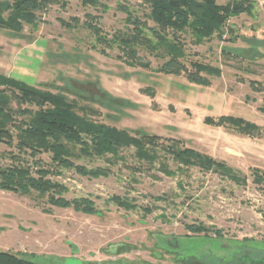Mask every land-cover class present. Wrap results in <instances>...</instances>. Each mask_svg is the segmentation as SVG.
Instances as JSON below:
<instances>
[{"label": "rangeland", "instance_id": "374dc122", "mask_svg": "<svg viewBox=\"0 0 264 264\" xmlns=\"http://www.w3.org/2000/svg\"><path fill=\"white\" fill-rule=\"evenodd\" d=\"M64 1L65 8L53 6L40 14L36 27L25 26L22 34L0 29V74L61 92L79 107L101 112L94 118L107 125L183 140L187 147L240 171L247 182L237 185L197 168L178 170L174 176L155 169L134 171L138 162L133 149L122 152L127 165L85 159L78 164L108 167L111 175L93 179L75 170H60V175L49 178L67 187L66 199L89 198L103 214L53 207L47 197L35 192L21 195L0 190V250L44 264H180L173 251L189 243L186 235H194L188 225L206 226L211 237L221 231L227 239L264 241V184L253 181L254 169L264 172V136L250 138L204 123L208 116L232 115L264 128V91L252 86L256 82L264 89V10L256 5L252 14L232 17L224 42L214 36L203 45H192L187 36L186 66L190 69L192 62H201L223 72L221 77H210V87H202L185 76L132 68L117 58L122 55L118 49L102 54L104 46L83 25L66 29L59 22L72 17L83 22L90 14L98 17L97 23L109 37L132 36L134 28L117 5L127 3L142 16L140 0H111L106 11L84 7L80 0ZM223 48L252 52L253 57L223 54ZM255 52L262 57L254 56ZM139 55L154 69L163 63L144 50ZM144 89H152L156 96L143 94ZM102 91L135 107L108 106ZM11 151L19 155L15 148L0 143V166L12 163L7 154ZM20 160L28 161L34 170L37 161L52 164L49 153L36 158L21 155ZM118 195L138 209L128 211L109 202Z\"/></svg>", "mask_w": 264, "mask_h": 264}, {"label": "trees", "instance_id": "16d2710c", "mask_svg": "<svg viewBox=\"0 0 264 264\" xmlns=\"http://www.w3.org/2000/svg\"><path fill=\"white\" fill-rule=\"evenodd\" d=\"M84 7L109 10L111 0H80ZM144 9L142 16L127 3H118L117 9L127 15V22L133 26L132 36L113 35L109 37L97 23L98 17L88 14L81 22L78 17L59 19L66 29L83 25L94 36L96 43L103 45L101 53L108 56L107 49H118L122 55L117 58L132 68H142L166 76H185L188 82L210 87V77H221L220 67L192 62L186 66V38L192 45H203L216 36L224 38L228 21L243 13L252 14L257 3L253 0H230L219 4L218 0H140ZM65 8L64 0H0V29L14 34H22L25 26L36 27L40 14H45L53 6ZM149 21L154 23L153 26ZM232 39H229L231 41ZM261 42V41H260ZM263 42V41H262ZM144 50L163 61L157 68L139 55ZM223 54L251 58L252 52L241 49H222ZM262 57L258 52L253 53ZM252 82L255 91H264ZM106 105L135 107L132 102L115 98L102 91ZM143 94L155 97L152 89H144ZM107 96V97H106ZM264 113V108H261ZM101 112L89 107H79L61 92L43 90L27 82L0 74V143L15 148L8 152L12 161L0 166V190L30 195L32 192L47 197V203L58 208H73L85 215L101 216L96 204L89 198L69 200L63 194L68 191L62 183L49 176L60 175V170H75L81 176L93 179L111 175L108 167L89 168L79 161L105 159L112 165L126 164L122 155L126 150H134L138 167L134 171L158 170L165 176H174L178 170L197 168L205 173H213L229 179L237 185L246 184L247 176L224 161L187 147L185 141L164 138L143 130L119 129L99 122L94 117ZM204 123L211 127L232 130L242 136L258 138L264 136V128L241 117L222 115L208 116ZM17 142L14 146V142ZM41 153L51 155L52 164L41 161L21 163L20 156L36 158ZM172 166H177L173 170ZM254 183L264 184V172L253 170ZM157 201L163 197H156ZM119 208L137 210L130 199L113 196L109 199ZM152 213L153 209H146ZM194 235H186L189 243L182 250L173 251L180 264H264V241L256 239H227L221 231L211 237L204 225H188ZM207 233L201 236V233ZM35 259V258H34ZM34 259H25L19 254L0 250V264H44Z\"/></svg>", "mask_w": 264, "mask_h": 264}, {"label": "crops", "instance_id": "0c3cea01", "mask_svg": "<svg viewBox=\"0 0 264 264\" xmlns=\"http://www.w3.org/2000/svg\"><path fill=\"white\" fill-rule=\"evenodd\" d=\"M228 1H230V0H226V2H228ZM253 1H255L257 3V5H259L262 8V10H264V0H253Z\"/></svg>", "mask_w": 264, "mask_h": 264}]
</instances>
